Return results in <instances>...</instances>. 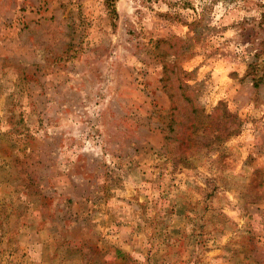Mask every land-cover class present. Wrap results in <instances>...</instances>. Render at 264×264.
<instances>
[{"label":"rangeland","instance_id":"obj_1","mask_svg":"<svg viewBox=\"0 0 264 264\" xmlns=\"http://www.w3.org/2000/svg\"><path fill=\"white\" fill-rule=\"evenodd\" d=\"M0 264H264V0H0Z\"/></svg>","mask_w":264,"mask_h":264}]
</instances>
